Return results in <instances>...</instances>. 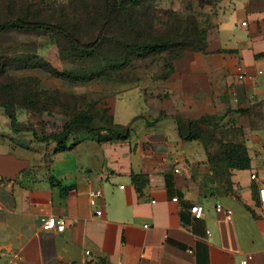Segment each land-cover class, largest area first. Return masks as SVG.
Wrapping results in <instances>:
<instances>
[{
  "label": "crops",
  "instance_id": "crops-1",
  "mask_svg": "<svg viewBox=\"0 0 264 264\" xmlns=\"http://www.w3.org/2000/svg\"><path fill=\"white\" fill-rule=\"evenodd\" d=\"M205 15L203 47L100 104L126 138L76 125L59 151L0 107V264H264V0Z\"/></svg>",
  "mask_w": 264,
  "mask_h": 264
},
{
  "label": "rangeland",
  "instance_id": "rangeland-1",
  "mask_svg": "<svg viewBox=\"0 0 264 264\" xmlns=\"http://www.w3.org/2000/svg\"><path fill=\"white\" fill-rule=\"evenodd\" d=\"M212 0H113L109 14L105 0H0V23L17 17L57 23L82 42L95 39L105 23L98 48L84 52L71 47L61 35L45 31L0 32V102L10 93L24 104L28 95L40 110L15 106V117L26 118L19 127L34 128L44 138L61 131L75 111L100 116L105 98L134 84L164 77L186 48L201 45L206 11ZM146 38H171L166 51L143 55ZM27 65L10 68L11 62ZM42 62L69 78L56 77L40 67ZM37 65V66H36ZM6 86V87H5ZM108 115V113H106ZM53 165V161H52Z\"/></svg>",
  "mask_w": 264,
  "mask_h": 264
},
{
  "label": "trees",
  "instance_id": "trees-1",
  "mask_svg": "<svg viewBox=\"0 0 264 264\" xmlns=\"http://www.w3.org/2000/svg\"><path fill=\"white\" fill-rule=\"evenodd\" d=\"M112 1L113 0H105V11L107 15L111 11ZM10 29L19 30V31H45V32H50V33H56V34L63 36L68 41V43L71 45L72 48L81 50L84 52H90L100 46L104 38L105 23H103V25L99 29L98 34L96 35L95 39L90 42L80 41L67 28H65L61 24L51 23V22L43 21V20H31V19L28 20V19H23L20 16L13 20H6L0 23V32L10 30ZM203 32H204V29H201L199 31L201 45H198L195 48H189V49L186 48L182 52H184L185 50H195V49H198L199 47H203L204 45ZM171 45H172L171 38H146L142 41V44L140 46H142L143 48L142 49L143 55H146V54L166 51L167 49L171 47ZM4 66L5 64L0 62V72H2ZM24 66H27V65H20L18 64L17 61H12L10 68L20 69L21 67H24ZM40 67H42L46 72H48L49 74L53 76L65 77V78L70 77V74L67 73L66 71H59L46 62H42ZM6 88H8L10 92L7 95L6 101L0 102V107L5 109L6 114L11 120L13 128L17 124L16 123L17 119L14 113L11 111V109H13L15 106L28 110V111H37V112L40 111L36 107L34 101L31 98H29L28 95L24 96V99H25L24 104L19 103V102H14V100L11 99L13 98V96L10 94L13 90L12 87L9 85ZM2 91H3V87L1 86L0 92ZM95 117L96 116L92 115L91 113H88L87 111H81V110L75 111L71 114L69 121L63 124L60 132L51 133L47 135L46 137L42 138V140L43 141H47V140L56 141L57 146H58L57 150L62 151L67 148L66 141L69 138V135L71 134V132L73 131L76 125H82L83 127H85L86 131L90 133L91 138L97 141H100L103 138L100 134L101 130H107L113 136H116L118 138H126L128 136L129 127L112 125L111 122H109V118H108V115H106V113L103 115V117H105V120L103 121V124L101 126H98V127L92 126V122L94 121Z\"/></svg>",
  "mask_w": 264,
  "mask_h": 264
},
{
  "label": "built area",
  "instance_id": "built-area-1",
  "mask_svg": "<svg viewBox=\"0 0 264 264\" xmlns=\"http://www.w3.org/2000/svg\"><path fill=\"white\" fill-rule=\"evenodd\" d=\"M244 24V22L242 23ZM245 76V72H241L239 77L243 78ZM251 179H256V175L255 174H251ZM102 194L100 189H95V190H91L89 195L93 198H97L100 197ZM259 199L262 203V205H264V194H261L259 196ZM215 209L217 212H222L224 213L226 216L231 214V210L230 209H223L222 206L220 204H217L215 206ZM191 212L194 214L195 217L199 218L201 216V209L198 206H194L191 208ZM97 215H101V210H98L96 212ZM43 228L44 229H56L57 231H62L65 228V219L64 217H55V216H48L43 223Z\"/></svg>",
  "mask_w": 264,
  "mask_h": 264
}]
</instances>
